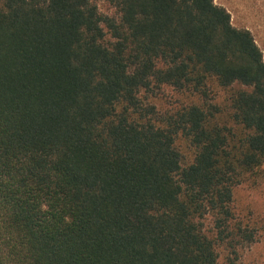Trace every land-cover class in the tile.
<instances>
[{"label":"trees","instance_id":"obj_1","mask_svg":"<svg viewBox=\"0 0 264 264\" xmlns=\"http://www.w3.org/2000/svg\"><path fill=\"white\" fill-rule=\"evenodd\" d=\"M97 1L0 0V264L237 259L263 50L216 0Z\"/></svg>","mask_w":264,"mask_h":264},{"label":"rangeland","instance_id":"obj_2","mask_svg":"<svg viewBox=\"0 0 264 264\" xmlns=\"http://www.w3.org/2000/svg\"><path fill=\"white\" fill-rule=\"evenodd\" d=\"M216 3L230 12L234 26L251 30L264 53V0H216ZM97 4L102 13H115V8L106 0H98ZM235 202L243 219L256 226L259 234L256 241L241 249L237 259L225 251L221 264H264V187H240ZM229 258L236 261L231 263Z\"/></svg>","mask_w":264,"mask_h":264}]
</instances>
